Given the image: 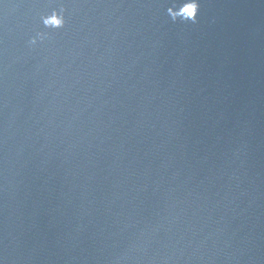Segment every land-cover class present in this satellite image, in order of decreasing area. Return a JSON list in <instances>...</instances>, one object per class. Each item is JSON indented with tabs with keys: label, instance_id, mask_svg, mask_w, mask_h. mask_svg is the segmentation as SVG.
<instances>
[{
	"label": "water",
	"instance_id": "1",
	"mask_svg": "<svg viewBox=\"0 0 264 264\" xmlns=\"http://www.w3.org/2000/svg\"><path fill=\"white\" fill-rule=\"evenodd\" d=\"M190 2L0 0V264H264V0Z\"/></svg>",
	"mask_w": 264,
	"mask_h": 264
},
{
	"label": "clouds",
	"instance_id": "2",
	"mask_svg": "<svg viewBox=\"0 0 264 264\" xmlns=\"http://www.w3.org/2000/svg\"><path fill=\"white\" fill-rule=\"evenodd\" d=\"M186 5L188 6L189 11L191 12V16L190 17H185V16H183L181 14L179 17H182L185 20L195 21V18H196V15H197V11H198V6H197L198 4L196 2H194V0H193V2L187 3ZM183 7H182V9H183ZM182 9L179 12H177V13H182Z\"/></svg>",
	"mask_w": 264,
	"mask_h": 264
}]
</instances>
